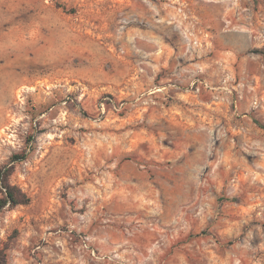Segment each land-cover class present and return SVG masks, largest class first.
<instances>
[{
    "label": "rangeland",
    "instance_id": "rangeland-1",
    "mask_svg": "<svg viewBox=\"0 0 264 264\" xmlns=\"http://www.w3.org/2000/svg\"><path fill=\"white\" fill-rule=\"evenodd\" d=\"M8 168L6 264H264V0H0Z\"/></svg>",
    "mask_w": 264,
    "mask_h": 264
},
{
    "label": "trees",
    "instance_id": "trees-1",
    "mask_svg": "<svg viewBox=\"0 0 264 264\" xmlns=\"http://www.w3.org/2000/svg\"><path fill=\"white\" fill-rule=\"evenodd\" d=\"M23 156L14 154L13 158L20 159ZM11 169H0V208L4 205L16 206L18 204H25L29 201V197L19 187L9 182ZM0 264H6L5 254L0 250Z\"/></svg>",
    "mask_w": 264,
    "mask_h": 264
}]
</instances>
